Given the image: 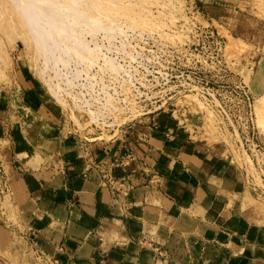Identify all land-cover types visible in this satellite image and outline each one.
I'll list each match as a JSON object with an SVG mask.
<instances>
[{"label": "crops", "instance_id": "obj_1", "mask_svg": "<svg viewBox=\"0 0 264 264\" xmlns=\"http://www.w3.org/2000/svg\"><path fill=\"white\" fill-rule=\"evenodd\" d=\"M20 86L35 114L32 128L0 149L1 245L15 228L3 219L9 196L15 214L36 225L28 234L63 264H244L198 231L204 221L220 228L229 214L245 222L260 215L244 173L225 158L226 147L194 139L155 114L114 140L63 148L61 116L38 96L31 78L25 75ZM70 148L80 154L72 157ZM129 152V164H120ZM106 168L129 184L128 192L107 184L99 172ZM229 194L237 195L232 205ZM38 212L45 227L51 220L61 229L46 230Z\"/></svg>", "mask_w": 264, "mask_h": 264}, {"label": "rangeland", "instance_id": "obj_2", "mask_svg": "<svg viewBox=\"0 0 264 264\" xmlns=\"http://www.w3.org/2000/svg\"><path fill=\"white\" fill-rule=\"evenodd\" d=\"M0 1V69L2 70L0 74V104L4 105L0 108L1 150L9 148L12 138H19L33 126V114L35 113L26 102V97L20 86L21 79L26 75L31 78V83L35 84L38 96L56 114L61 116L59 124L63 129L66 128V135H64L66 138L64 137L65 141L61 143L63 148L66 144L79 142L70 136H76L88 143L119 138L123 133L121 129L125 130L128 125L138 127V125L148 124L149 116L158 114L165 116V119L168 117L170 121L176 123L179 129L184 130L185 134L194 139L226 147L225 158L232 167L237 166L241 170L247 169L248 172L254 170L257 162L264 167V127L261 123L262 116L264 122L262 113L264 112V0H100L103 1V6L106 5L105 11L109 9L108 5L110 4V13L115 19L111 20L114 22L111 24V21L108 22L107 19H104L108 15L107 12L98 10L103 6L94 7V9L98 8L94 10V13L99 11L97 19H102L106 13L97 25L101 24L102 26L106 23L104 26L109 28L106 30L110 31V35H112L105 37L104 33L107 32L105 30L98 34L99 43L104 44L100 62L103 63L104 57L112 56L115 58L119 73L115 76L111 68H105L101 72L99 66L95 67L89 73L96 74L97 78L91 77L90 81L86 76H83L81 79L86 85L79 89L84 92L82 96L78 94L82 98L81 101L57 95L56 92H53L55 89L51 88L44 78L39 76L35 65L36 60L33 59L34 50L25 41L26 34L21 20L16 14L15 16L13 14L15 9L10 3L12 1ZM73 1L71 0L68 4H74ZM260 1L261 3H259ZM78 2L85 5L84 9L93 7L92 0ZM78 7L79 11L84 10L81 6V9ZM100 11L103 12L102 16ZM10 15L13 16L10 17ZM190 17L202 24L212 26L225 38L226 58L233 74L241 76L254 95L258 127L257 139L254 140V143L257 145L252 144L244 149L236 132L222 130L212 109L193 98V95L187 94L188 92L181 91L173 97L169 94L171 98L166 97L165 100L157 103L160 87L156 88L155 83L146 82L145 85L150 88V92L145 98L137 100V96L143 94L139 89L137 94L133 91V76L136 75L134 72H138V70L126 67L131 60H136L137 57L133 50H126L128 46L133 48L131 39L128 40V36H131L129 32H135V35L140 34L137 36L156 35L158 42L173 46L184 41L185 35L181 28H183L184 21L190 23ZM230 34L239 38V42L242 44L247 43L248 47L241 49L230 47L228 42ZM121 54H126L129 57V59H125L128 64L120 61V57L124 58ZM166 58L171 60V57L164 56V59ZM182 58L184 59V57ZM156 70L158 69L153 68L147 71L154 72ZM152 74L150 73V77H147L146 81L148 78H152L151 82L153 83L155 77ZM19 76H22L21 79ZM163 89L169 91L166 84ZM262 96L263 98H261ZM143 99L146 100L142 101ZM93 116L94 119H92ZM97 116L99 120L96 121ZM160 118L158 117L159 123ZM93 122L97 126L92 125ZM9 128L13 131L12 135H10ZM42 135L46 136L45 133ZM71 149L72 157L80 154L76 149ZM243 177L246 187L252 192L253 209L260 206V215L254 214L253 220L245 222L243 220L245 218L242 216L229 214L228 223L220 228L215 226V229L204 221L198 231L227 245L233 253L235 261L244 264H264V180L256 174V182L261 187L257 190L249 182L247 183L245 176ZM236 198L237 195L229 194V205H232ZM2 206L3 219L8 224H13L15 228L12 230L10 239L3 245L0 244V264H54L43 260L44 247L36 242L37 238L33 234H28L30 228H34L36 225L29 223L21 214L20 216L15 214L9 196H6ZM38 215L42 227H45L43 225L44 216L39 212ZM45 229L53 231L61 229V227L49 220Z\"/></svg>", "mask_w": 264, "mask_h": 264}, {"label": "built area", "instance_id": "obj_3", "mask_svg": "<svg viewBox=\"0 0 264 264\" xmlns=\"http://www.w3.org/2000/svg\"><path fill=\"white\" fill-rule=\"evenodd\" d=\"M182 27L181 31L185 35L184 41L173 46L158 42L156 35L137 36L140 34L135 35V32H129L131 36H128V40L131 39L133 48L128 46L126 50H133L137 57L136 60H131L128 64L125 59H129V57L126 54H121L124 58L120 57V61L128 64L127 68L138 70V72H134L136 75L133 76V91L137 94L139 89L143 94L137 96V100L145 98L150 92V88L145 85L146 82L155 83L156 88L160 87L157 103L162 102L166 97L171 98L181 91L188 92L187 94L193 95V98L212 109L222 130L236 132L244 149L252 144L257 145L254 143L258 132L254 95L241 76L233 74L226 58L225 38L215 28L202 24L195 18H191L190 23L184 21ZM164 56L171 57V60L164 59ZM153 68L158 70L147 71ZM179 72L181 73L179 74ZM150 73H153L152 75L155 77L153 83L151 82L152 78H148L146 81V78L150 77ZM177 81L179 83H174ZM164 84L169 91L163 89ZM131 126L128 125V127ZM122 130L124 132V129H121V132ZM111 140L114 138L109 141ZM130 158L132 155L129 152L119 160V163L127 166ZM258 163L252 172H248L247 169L242 170L247 183L249 182L257 190L261 187L256 182V174L264 180V167ZM99 172L103 174L107 184L119 193H126L130 189L125 180H115L111 177L108 168L100 169ZM59 249L60 251L64 250L63 247ZM43 260L54 264H63L58 257L51 254L44 253Z\"/></svg>", "mask_w": 264, "mask_h": 264}, {"label": "bare ground", "instance_id": "obj_4", "mask_svg": "<svg viewBox=\"0 0 264 264\" xmlns=\"http://www.w3.org/2000/svg\"><path fill=\"white\" fill-rule=\"evenodd\" d=\"M11 1L12 2L10 3L13 4L12 6H14V8H12L15 9L14 13H12L14 14V16L15 14L18 16V19L21 20V25L24 28V32L26 34L25 41L34 50L33 52L35 53V56L33 54V59L36 60L35 65L37 73L40 77L44 78L46 83H48L51 88L55 89L53 92H56L57 95H63L64 98H66L65 96H68L69 98L71 97L75 100L80 99L81 101L82 98H80L78 94H81L82 96L84 92L79 89H81V86L85 85V83H83L81 79L83 76H86V78L91 81V77H96V74H90L92 72L91 70L98 66L101 72L105 68H111L113 70L112 72H114V75H118V66L116 65V61H114L115 58H112V56H107L104 57L103 63L100 62V56L102 55V47L104 46V44L99 43L98 34L100 32H104L103 30L107 31L104 33L105 37L111 34L110 31L106 30L108 27L104 26V24L106 23L103 22L104 24L102 23V26L101 24H99V26L97 25L99 21L103 19L106 13L102 17V19L100 18V20L96 18L99 11H97V13H94V10L96 9H94V7L103 6V1L92 0V9H87L86 7L84 9L83 6L85 5H82L81 2V4H79L78 2L80 0H76L75 2L72 0L74 3L72 5L68 4L69 2H71V0H64L66 2H62L60 0ZM259 3H261V1ZM80 6L84 9L82 12ZM105 6L106 5H104L102 9H97L107 12L109 16L106 15V18L104 19H107L108 22H110L111 20L114 21L115 19L112 18V14L110 13V4L108 5L109 9H107V11H105L106 9H104ZM77 7L81 10L79 11ZM12 16L10 15V17ZM69 16L72 18H70ZM112 21L110 22L111 24L114 23ZM88 37H90L91 39H89ZM228 39L230 47L238 49L248 47L247 43L242 44L241 42H239V38L235 37L232 34L228 35ZM111 49L109 50L112 51ZM1 71L2 70L0 69V74ZM261 98H263V96ZM90 112L92 113L91 110ZM93 112L95 113V111ZM91 113L90 115L93 114ZM262 113L264 115V112ZM262 117V121H260L263 125L262 127H264ZM92 119H94V116ZM97 120H99L98 116L96 121ZM92 125L97 126L95 122H93ZM74 138H76V140L81 143L82 139L77 137Z\"/></svg>", "mask_w": 264, "mask_h": 264}]
</instances>
